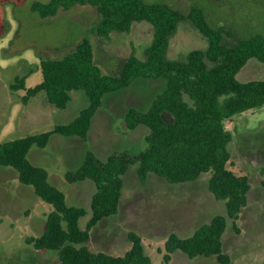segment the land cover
Here are the masks:
<instances>
[{
	"label": "rangeland",
	"instance_id": "obj_1",
	"mask_svg": "<svg viewBox=\"0 0 264 264\" xmlns=\"http://www.w3.org/2000/svg\"><path fill=\"white\" fill-rule=\"evenodd\" d=\"M34 1L0 0V143L52 130L72 121L86 107L82 92L73 91L65 109L49 104L44 94L23 103L25 90L13 91L15 77L26 73L25 87L40 83V61L61 58L82 40L92 46L95 63L107 74L117 75L131 53L143 57L151 43L153 28L146 22L134 23L128 33L112 32L108 39L96 34L99 16L89 5L59 9L53 17L41 18L31 10ZM161 2L188 12L198 4L205 7L212 25L235 28L240 34L264 33V0H147ZM249 4V5H248ZM206 40L188 24L178 26L170 39L167 56L176 59L194 49H205ZM241 82L264 80V63L250 59L240 69ZM163 89L162 81L138 80L129 88L104 97L85 141L77 137L53 135L44 149L33 146L29 160L46 169L51 184L61 190L68 206L89 210L95 186L91 181L69 184L64 174L80 167L86 152L102 160L115 150L142 151L148 129H127L128 108L147 109ZM166 120L171 116L164 114ZM232 133L228 146L227 169L247 176L250 190L247 204L238 214L235 227L228 220L222 237V251L233 264H264V107L234 116L225 122ZM209 174L185 184H170L150 175L141 184L131 167L123 177L117 214L100 221L90 231L86 243L93 252L122 256L131 247L129 232L142 238L151 264H165V243L170 234L186 238L215 215H225V206L209 192ZM52 206L39 199L29 186L18 181L11 168H0V264H59L52 251H36L26 238L39 236ZM89 215L79 221L84 229ZM169 264H220L216 257L187 258L178 251Z\"/></svg>",
	"mask_w": 264,
	"mask_h": 264
},
{
	"label": "trees",
	"instance_id": "obj_2",
	"mask_svg": "<svg viewBox=\"0 0 264 264\" xmlns=\"http://www.w3.org/2000/svg\"><path fill=\"white\" fill-rule=\"evenodd\" d=\"M260 1L252 5L259 7ZM75 5H89L96 10L99 19L95 30L100 38L108 39L112 32L128 33L137 22L150 24L153 37L143 57L131 53L117 75L103 72L94 61L92 46L84 39L61 58L42 59V80L35 86L25 87L26 73L14 78L10 89L25 90L23 103L44 94L49 104L62 110L71 101L73 91L82 92L87 100L86 107L66 124L0 143V168L13 169L20 184L31 187L39 199L53 208L46 216L42 233L26 238V243L36 251L55 252L59 264H151L142 238L135 232H129L131 247L122 256L93 252L86 244L90 231L100 221L117 214L123 177L131 167H135L141 184L150 175L170 184H185L209 174L207 188L224 203L225 215H215L189 237L170 234L163 261L169 264L172 254L180 251L189 259L214 256L220 264H233L222 251V237L228 220L235 227L251 186L247 176L227 169L231 156L228 146L233 136L225 122L264 107V80L241 82L236 77L248 60L264 63V33L240 34L232 27L212 25L205 7L198 4L184 13L166 3L147 0H49L34 1L31 10L47 18L61 8ZM181 24L197 30L207 46L170 59V39ZM138 80L163 83V89L147 109L130 107L124 116L127 129H148L145 148L138 153L115 150L105 160L86 152L80 167L67 171L64 178L69 184H94L90 207L87 210L68 206L64 193L50 183L46 169L29 160L30 149H44L53 135L85 141L104 97L127 89ZM165 113L171 116L170 120L164 118ZM87 215L82 229L79 221Z\"/></svg>",
	"mask_w": 264,
	"mask_h": 264
}]
</instances>
